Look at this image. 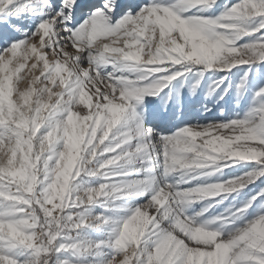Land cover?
I'll list each match as a JSON object with an SVG mask.
<instances>
[{
  "label": "snow or ice",
  "instance_id": "obj_1",
  "mask_svg": "<svg viewBox=\"0 0 264 264\" xmlns=\"http://www.w3.org/2000/svg\"><path fill=\"white\" fill-rule=\"evenodd\" d=\"M0 264H264V0H0Z\"/></svg>",
  "mask_w": 264,
  "mask_h": 264
}]
</instances>
